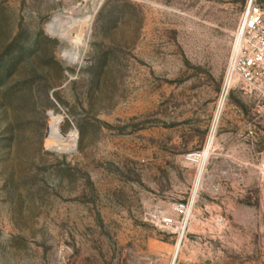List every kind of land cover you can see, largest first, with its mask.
I'll return each instance as SVG.
<instances>
[{
  "label": "rangeland",
  "instance_id": "obj_1",
  "mask_svg": "<svg viewBox=\"0 0 264 264\" xmlns=\"http://www.w3.org/2000/svg\"><path fill=\"white\" fill-rule=\"evenodd\" d=\"M248 1L0 0V264H264Z\"/></svg>",
  "mask_w": 264,
  "mask_h": 264
},
{
  "label": "built area",
  "instance_id": "obj_2",
  "mask_svg": "<svg viewBox=\"0 0 264 264\" xmlns=\"http://www.w3.org/2000/svg\"><path fill=\"white\" fill-rule=\"evenodd\" d=\"M236 83L240 84L244 95L256 103V111L264 119V8L257 0L248 1L236 30L218 101V114ZM175 212L183 220L168 217L155 220L158 226L181 234L182 239L189 209L176 206Z\"/></svg>",
  "mask_w": 264,
  "mask_h": 264
},
{
  "label": "bare ground",
  "instance_id": "obj_3",
  "mask_svg": "<svg viewBox=\"0 0 264 264\" xmlns=\"http://www.w3.org/2000/svg\"><path fill=\"white\" fill-rule=\"evenodd\" d=\"M58 25H59V19L58 18H56V19H54L53 21H51L50 22V24H49V28L53 31H58L57 29H58ZM62 28V27H61ZM62 32H63V30H62ZM58 36L60 37V39H64V40H66L67 38H66V36L65 35H63L62 33H59L58 34ZM75 53V52H74ZM69 56V55H68ZM75 56V55H74ZM52 138V137H51ZM72 138H74V136H73V134H70V135H68L67 136V140H69V141H71V139ZM53 139V138H52ZM62 140V139H61ZM63 141V140H62ZM74 141V140H73ZM66 142V141H65ZM63 144H64V141H63ZM173 264V263H172Z\"/></svg>",
  "mask_w": 264,
  "mask_h": 264
}]
</instances>
